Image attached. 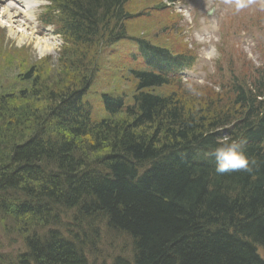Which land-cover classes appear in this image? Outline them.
<instances>
[{"label": "trees", "instance_id": "1", "mask_svg": "<svg viewBox=\"0 0 264 264\" xmlns=\"http://www.w3.org/2000/svg\"><path fill=\"white\" fill-rule=\"evenodd\" d=\"M47 1L74 77L0 96V232L23 247L0 264H96L101 228L109 250L129 238L132 257L100 264H264V64L194 109L178 95L192 59L137 41L147 66L128 72L132 103L105 94L95 121L86 52L124 37L129 0ZM233 139L251 171L217 174L207 153Z\"/></svg>", "mask_w": 264, "mask_h": 264}, {"label": "rangeland", "instance_id": "2", "mask_svg": "<svg viewBox=\"0 0 264 264\" xmlns=\"http://www.w3.org/2000/svg\"><path fill=\"white\" fill-rule=\"evenodd\" d=\"M128 2L130 17L124 22V37L113 44L106 42L109 39L103 37L98 49L94 45L90 52H86L94 60V75L84 102L95 121L106 115L101 101L103 94L127 97V101L132 103L134 84L126 73L131 69L144 68L136 46L138 40L180 54L185 59L193 58V64L180 76L181 89L178 95L186 107L193 106L194 109L196 105L203 104L206 98H217L222 102L225 98L226 102L231 96L230 88L235 79H249L257 67L264 64V0H243L246 7L238 12L235 0ZM45 6L44 2H39L37 7L32 8L33 32L39 31L38 35H34L35 38L21 39L22 34L29 35L31 30L17 25L15 33H12L8 20L0 18V96L30 91L33 83L29 77L33 76L39 88L55 90L73 80L74 72L62 67L64 62L59 59L65 47L64 39L56 34V27H46L44 24L49 18L46 14H51ZM39 39L45 40L49 48L42 51ZM210 48H214L218 55L206 59L204 53ZM186 81L192 83L201 94H190L185 87ZM36 92L43 94L39 89ZM41 105H37L38 112ZM100 233L103 240L98 242L97 248L103 256L131 259L129 238L116 236L115 250L112 251L106 247L108 229L101 228ZM3 236L0 232V240L4 245L0 249L1 255L13 257L23 250L22 246L19 247L21 243L13 246ZM257 252L264 260V250L257 248ZM103 256L97 260L91 258L90 261L100 264Z\"/></svg>", "mask_w": 264, "mask_h": 264}, {"label": "clouds", "instance_id": "3", "mask_svg": "<svg viewBox=\"0 0 264 264\" xmlns=\"http://www.w3.org/2000/svg\"><path fill=\"white\" fill-rule=\"evenodd\" d=\"M244 7H246V4L243 0H235V9L237 12ZM215 55H218V53H216L214 48H210L204 53L206 59H212ZM185 87L188 92L194 96H199L201 94L200 91L190 82L186 81ZM207 154L215 158V172L217 174L223 175L241 170L251 171L250 161L245 155L239 140H225Z\"/></svg>", "mask_w": 264, "mask_h": 264}, {"label": "bare ground", "instance_id": "4", "mask_svg": "<svg viewBox=\"0 0 264 264\" xmlns=\"http://www.w3.org/2000/svg\"><path fill=\"white\" fill-rule=\"evenodd\" d=\"M38 4L34 0H0V18L7 19L9 24V30L15 33V26L23 25L29 31V35L22 34L21 39L35 38L34 35H38L39 31L33 32V12L32 8ZM26 29V30H27ZM42 44V51L49 48V44L45 40H38V44Z\"/></svg>", "mask_w": 264, "mask_h": 264}]
</instances>
